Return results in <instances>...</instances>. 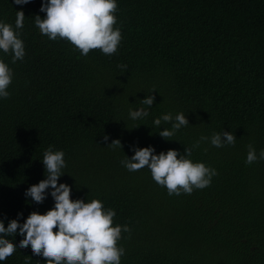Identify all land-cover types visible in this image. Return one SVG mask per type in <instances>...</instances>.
<instances>
[{
    "label": "trees",
    "instance_id": "obj_1",
    "mask_svg": "<svg viewBox=\"0 0 264 264\" xmlns=\"http://www.w3.org/2000/svg\"><path fill=\"white\" fill-rule=\"evenodd\" d=\"M41 0H0V19L20 30L26 55L12 62L11 95L0 99V219L53 206L25 197L44 179L49 145L65 153L58 182L70 198H98L128 225L118 242L121 264H264V160L246 164L248 145L264 149V0H118L122 40L115 54L82 56L65 39L49 40L35 26ZM121 65H126L122 68ZM150 115L129 118L146 95ZM184 112L189 124L164 139L153 119ZM233 131L234 145L202 142L194 161L214 167L210 186L169 195L145 167L121 160L130 145L183 153L201 135ZM108 135L109 140L103 141ZM113 139L122 148L108 146ZM46 174V172H45ZM19 219L23 222V218ZM55 230V229H54ZM18 243L21 236L8 237ZM30 246L0 264H45Z\"/></svg>",
    "mask_w": 264,
    "mask_h": 264
},
{
    "label": "clouds",
    "instance_id": "obj_2",
    "mask_svg": "<svg viewBox=\"0 0 264 264\" xmlns=\"http://www.w3.org/2000/svg\"><path fill=\"white\" fill-rule=\"evenodd\" d=\"M17 5H26L30 0H13ZM118 0H41L42 18L35 15V26L49 40L65 39L70 42L80 55L87 56L90 50L99 49L103 54H115L122 40L121 27L117 26L116 12ZM15 24L0 19V53H11L12 62L23 60L26 55L24 40L20 30L24 27V11H16ZM126 68V65H121ZM14 76L13 69L0 57V99L8 98L9 86ZM155 97L146 95L140 100V106L130 108L128 115L133 121L142 120L150 115ZM153 124L160 129L162 124L170 123L158 134L164 139L175 135L176 131L189 124L184 112L162 113L153 119ZM109 140L108 135L103 141ZM202 142L222 148L234 145L236 136L233 131L213 132L211 136L201 135L183 153L178 149L156 152L152 145L138 147L130 145L131 157L125 155L121 164L134 172L147 167L155 182L166 186L169 195L191 194L194 189H203L212 183L217 169L203 161H194L192 153ZM108 146L122 148L119 139H113ZM65 153L49 145L44 150L42 163L44 179L30 185L25 190V197L36 204H42L50 195L53 206L41 213L32 211L26 217L22 212L17 218L0 219V262L16 252L17 248L30 246L33 255L42 256L45 264H121L125 248L119 245L122 231L130 233L128 225L114 223L116 210L105 207L98 198L89 200L70 198L71 186L58 182L65 174ZM264 160V149L257 154L256 148L248 145L245 163L252 164ZM46 172V174H45ZM23 218V222L19 219ZM55 229V230H54ZM19 235L18 243L14 239Z\"/></svg>",
    "mask_w": 264,
    "mask_h": 264
}]
</instances>
